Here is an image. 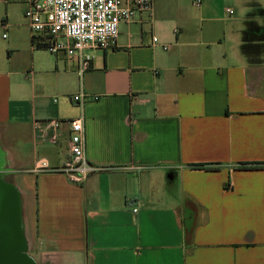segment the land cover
Listing matches in <instances>:
<instances>
[{
  "label": "crops",
  "instance_id": "1",
  "mask_svg": "<svg viewBox=\"0 0 264 264\" xmlns=\"http://www.w3.org/2000/svg\"><path fill=\"white\" fill-rule=\"evenodd\" d=\"M26 6L0 0V181L33 259L264 264V47L244 48L264 0H153L82 72L32 38ZM74 118L98 167L76 184L54 170Z\"/></svg>",
  "mask_w": 264,
  "mask_h": 264
},
{
  "label": "built area",
  "instance_id": "2",
  "mask_svg": "<svg viewBox=\"0 0 264 264\" xmlns=\"http://www.w3.org/2000/svg\"><path fill=\"white\" fill-rule=\"evenodd\" d=\"M200 0H194L197 4ZM153 0H27L24 18L30 33L37 43L49 52L63 51L78 61V72L89 66L90 56L84 52L88 48L108 49L114 46L118 35V24L128 21L135 14L148 12ZM155 42L156 38L153 37ZM168 46L163 45V49ZM93 96V99H96ZM72 101L81 105L85 95L78 92ZM61 121L51 119L44 122L41 137L51 142L56 140L53 132L50 136L46 129L55 128ZM69 126L68 152L64 165L54 169L63 172L71 183H80L98 167L90 164L84 154L83 127L80 118L64 121ZM39 168H47L40 161ZM133 204L132 200L128 201ZM135 211V209H133Z\"/></svg>",
  "mask_w": 264,
  "mask_h": 264
},
{
  "label": "water",
  "instance_id": "3",
  "mask_svg": "<svg viewBox=\"0 0 264 264\" xmlns=\"http://www.w3.org/2000/svg\"><path fill=\"white\" fill-rule=\"evenodd\" d=\"M1 163L0 152V166ZM27 251L19 215L18 193L2 185L0 191V264H38Z\"/></svg>",
  "mask_w": 264,
  "mask_h": 264
},
{
  "label": "trees",
  "instance_id": "4",
  "mask_svg": "<svg viewBox=\"0 0 264 264\" xmlns=\"http://www.w3.org/2000/svg\"><path fill=\"white\" fill-rule=\"evenodd\" d=\"M259 36L260 37H258V38H259V40H261L260 43H258V44H255V43H251V44L245 43L244 44L245 50L246 49H250V50H254V52H258V51L261 52V49H263V47H264V44H263V41H264V27H262V26L259 27ZM36 46H41V45L36 44Z\"/></svg>",
  "mask_w": 264,
  "mask_h": 264
},
{
  "label": "rangeland",
  "instance_id": "5",
  "mask_svg": "<svg viewBox=\"0 0 264 264\" xmlns=\"http://www.w3.org/2000/svg\"><path fill=\"white\" fill-rule=\"evenodd\" d=\"M2 33H5V35H7V31L3 30V31H0V39L1 38V34ZM2 190V185H1V181H0V191ZM31 204V203H30ZM19 209H20V205H19ZM27 253L31 256V252L27 251ZM32 257V256H31ZM33 258V257H32Z\"/></svg>",
  "mask_w": 264,
  "mask_h": 264
},
{
  "label": "flooded vegetation",
  "instance_id": "6",
  "mask_svg": "<svg viewBox=\"0 0 264 264\" xmlns=\"http://www.w3.org/2000/svg\"><path fill=\"white\" fill-rule=\"evenodd\" d=\"M19 205H20V204H19ZM20 209H21V208H20ZM20 209H19V215H20V218H21L22 216H21V210H20Z\"/></svg>",
  "mask_w": 264,
  "mask_h": 264
},
{
  "label": "bare ground",
  "instance_id": "7",
  "mask_svg": "<svg viewBox=\"0 0 264 264\" xmlns=\"http://www.w3.org/2000/svg\"><path fill=\"white\" fill-rule=\"evenodd\" d=\"M44 264V263H43Z\"/></svg>",
  "mask_w": 264,
  "mask_h": 264
}]
</instances>
